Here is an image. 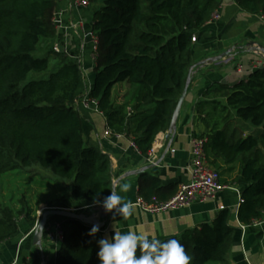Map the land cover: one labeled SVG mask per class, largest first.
Returning <instances> with one entry per match:
<instances>
[{"label":"trees","instance_id":"1","mask_svg":"<svg viewBox=\"0 0 264 264\" xmlns=\"http://www.w3.org/2000/svg\"><path fill=\"white\" fill-rule=\"evenodd\" d=\"M60 1L0 0V178L39 167L68 185L57 204L70 198L81 208L99 206L95 201L102 202L114 191L111 161L85 145L82 118L75 107L82 69L54 50L34 57L42 44L56 38L54 16ZM223 1L104 0L95 13L92 30L98 47L89 98L107 114L106 128L113 135L130 134L142 155L169 131L193 63L192 39ZM237 5L249 15L264 17V0H237ZM52 60L57 65L48 79L26 83L31 73H46ZM122 83L129 90L116 102L113 88ZM195 112L205 130L200 137L206 138L209 164L230 179L235 174L231 182H221L241 189L239 223L254 225L264 216V69L233 85H211ZM138 187L139 198L145 201L165 202L178 190L150 175L140 177ZM20 204L16 209L0 203V243L16 238L20 217L37 224L28 202ZM231 217L229 210H222L212 225L163 241L178 240L190 264H230L235 236ZM54 223L65 234L55 264H100L98 232L89 235L92 227L75 220L51 217L48 225ZM34 264H42L38 251Z\"/></svg>","mask_w":264,"mask_h":264},{"label":"crops","instance_id":"2","mask_svg":"<svg viewBox=\"0 0 264 264\" xmlns=\"http://www.w3.org/2000/svg\"><path fill=\"white\" fill-rule=\"evenodd\" d=\"M73 1L61 0L55 15L60 18L65 27L78 20H84L88 29H92L94 15L104 0H96L86 10L75 9L72 6ZM218 13L220 15L218 20H211L195 34L197 40L193 43V63L189 70V76L192 70L191 84L188 94L181 109L175 133L170 136L169 132L162 133L157 137L153 145L156 153L154 162H148L147 155H142L137 148L133 147L134 139L130 134L120 137L106 136L107 114L99 112L96 105H91L88 109L82 106V103L89 98L95 83L94 49L89 40H84L75 32L61 29L57 31L56 38L42 44L40 50L48 53L57 46L66 48L78 58L77 61L70 60L81 67L84 77L75 107L82 118L85 145L99 149L110 158L114 191L134 205L133 215L127 219L115 215V210L109 212L106 226L98 232L102 239L112 238L117 233L126 234L133 231L150 239L158 238L163 241L180 236L186 230L200 225H212L221 211L220 208L225 207V210H229L232 214L230 225L235 230L229 263L264 264V216L260 224L246 226L245 235L242 237L237 218L240 207L239 197L232 190L223 191L214 201L195 203L179 211L162 214L146 213L136 206L139 199V178L142 176L150 175L159 178L164 186L174 185L176 189L189 181L191 141L205 131L196 121V103L202 100L203 92L215 83L233 85L245 79L252 72L253 61L261 59V50H264V20L259 16L245 13L237 5V0H224ZM60 14L62 15L59 16ZM226 53H228L227 56H225ZM222 56L225 57L217 60ZM54 65L56 68V61ZM128 90L127 83L118 84L113 88V100L121 102ZM246 129L254 134L259 133V130L248 127ZM138 171L143 173L135 175L134 173ZM232 177L234 178L235 174ZM221 179L231 182L226 174H221ZM124 185L129 186L126 192L122 191ZM64 186L63 190L68 188L67 184ZM52 204L51 208L50 205H39L34 211L37 222L39 216L48 209L62 208L77 211L81 208V205L70 198L61 204L56 202ZM94 207L103 208L100 205ZM98 216L100 218L101 214ZM18 224L19 233L16 238L0 243V264H34L35 251L41 254L42 264H55L59 246L50 244L44 239L42 255L40 248L33 244L36 224H29L23 217L19 218Z\"/></svg>","mask_w":264,"mask_h":264},{"label":"built area","instance_id":"3","mask_svg":"<svg viewBox=\"0 0 264 264\" xmlns=\"http://www.w3.org/2000/svg\"><path fill=\"white\" fill-rule=\"evenodd\" d=\"M72 6L75 9L86 10L90 8L91 3L89 0H74ZM60 14L59 16H61ZM220 18L217 12L212 20H218ZM264 20V17H261ZM54 23L56 30L64 29L67 32H75L79 34L84 40H89L94 49V53L98 47V38L92 29H88L87 23L84 20H78L74 24L67 27L62 25V22L58 16H54ZM197 40L196 36L193 37L192 42L195 43ZM56 53H63L69 59L77 61V57L72 54L71 51L66 48H59L57 46L53 49ZM93 53V57H94ZM95 62V58H94ZM264 69V58L261 57L259 60H254L252 64V72L257 69ZM241 72V70H239ZM91 105L97 106V101L87 99V101L82 103L85 109H88ZM113 135L111 131L106 130V136ZM120 137V135H115ZM133 147L136 148L135 143H132ZM206 138L195 136L191 141V151H190V165L189 174L190 179L187 183L181 184L178 187L176 195L168 201L162 202L157 198H152L150 201H145L139 198L136 206L140 208L143 212L150 214H162L172 211H179L181 209L192 206L195 203H205L209 201H214L217 199L220 193L225 190L234 191L238 197L241 204V190L237 187H230L221 182L220 172L213 168L206 157L205 153ZM148 162H154L156 160L155 148L147 154ZM95 208L94 206H86L80 208L77 211H88ZM220 210H225V207H221ZM260 224V221L254 225ZM36 227V226H35ZM242 230V237L245 235L246 226L240 224ZM46 240L53 245L61 246L64 241V231L59 223L49 224L45 230ZM243 242V240H242ZM249 263V262H248Z\"/></svg>","mask_w":264,"mask_h":264},{"label":"clouds","instance_id":"4","mask_svg":"<svg viewBox=\"0 0 264 264\" xmlns=\"http://www.w3.org/2000/svg\"><path fill=\"white\" fill-rule=\"evenodd\" d=\"M124 185L122 191H128ZM100 204L106 212L127 219L133 215L134 205L131 201L115 191L105 197ZM100 226L93 225L89 235L99 232ZM97 253L100 264H190V257L183 245L176 239L161 241L158 238H148L143 234L129 231L126 234H115L112 238L101 239ZM139 251V255L137 252Z\"/></svg>","mask_w":264,"mask_h":264},{"label":"rangeland","instance_id":"5","mask_svg":"<svg viewBox=\"0 0 264 264\" xmlns=\"http://www.w3.org/2000/svg\"><path fill=\"white\" fill-rule=\"evenodd\" d=\"M46 55V51L38 50L34 57L43 58ZM54 69V60H52L46 73H31L26 83L46 80ZM64 184L66 183L39 167L32 169V171L14 172L10 176L0 178V203L11 204L17 209L21 206L20 201L25 199L29 207L35 211L40 204L50 205L59 200L65 192L62 189L65 187Z\"/></svg>","mask_w":264,"mask_h":264},{"label":"water","instance_id":"6","mask_svg":"<svg viewBox=\"0 0 264 264\" xmlns=\"http://www.w3.org/2000/svg\"><path fill=\"white\" fill-rule=\"evenodd\" d=\"M227 55L228 53L225 54V56ZM260 55L262 58H264V50H261ZM225 56H222L218 58L217 60H221ZM191 73H192V70L190 71V76L188 77L186 87L184 89L182 96L180 97L178 101L177 107L172 116L171 125L168 131L169 136L175 133L178 118L180 116L181 109L186 100L188 90L191 84ZM142 173L143 171H138V172H135L134 174L141 175ZM99 214H101L100 218H98ZM51 217H60L64 219L75 220V221L83 223L84 225L88 227H93V225L98 224L100 226V230H102L107 224L109 212H106L103 208H93L83 213H77V211H70V210H65L62 208H52V209H48L44 211L39 216V221L36 224L34 234H33V244L37 246L38 248H40L42 255H43L42 242L44 240V234H45L46 227L48 225V220Z\"/></svg>","mask_w":264,"mask_h":264}]
</instances>
